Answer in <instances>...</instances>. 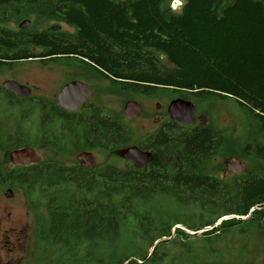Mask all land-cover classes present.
<instances>
[{
    "label": "trees",
    "instance_id": "16d2710c",
    "mask_svg": "<svg viewBox=\"0 0 264 264\" xmlns=\"http://www.w3.org/2000/svg\"><path fill=\"white\" fill-rule=\"evenodd\" d=\"M173 1L39 3L79 27L58 49L87 52L92 64L113 69L115 78L126 81L123 90L174 89L186 99L191 94V99L236 102L248 113L256 138L242 156L258 168L234 175L232 183L201 172L212 157L231 152L232 139L215 124L176 122L158 133L155 158L145 171L132 165L101 171L35 166L4 174L0 167V188L11 183L29 195H46L48 218L39 224L37 243L51 255L40 264H191L199 243L213 249L234 230L242 235L264 228V1L181 0L180 13L171 10ZM29 44L0 28V49L25 50ZM6 60L23 57H0V65ZM100 122L105 125L99 129L101 145L120 148L130 141L124 127ZM24 143L19 136L16 146ZM166 201L193 215L189 230L212 229L192 236L175 228L180 222L170 214L160 223L155 208ZM225 216L234 217L216 226ZM194 238H199L196 245ZM192 264H224V256L206 252Z\"/></svg>",
    "mask_w": 264,
    "mask_h": 264
},
{
    "label": "flooded vegetation",
    "instance_id": "af4514ba",
    "mask_svg": "<svg viewBox=\"0 0 264 264\" xmlns=\"http://www.w3.org/2000/svg\"><path fill=\"white\" fill-rule=\"evenodd\" d=\"M40 1L41 0H0V28L7 32H11L13 37L19 38L21 35L23 39L30 41L29 48L25 50H21L18 45L11 49L4 47L0 49V57H23V60L18 61L6 60L8 64L4 66L0 65V67H7L13 70L15 68L17 69L16 66L19 64H28L24 69L25 71L22 77L19 76L22 82L18 83L28 87L30 89V94L21 97L18 93L5 86L7 81H15L14 77L11 76L9 80L4 82V87H0V94L11 106L16 109L18 108V110L20 109L22 113H37V120L40 126V135L38 139H36L35 142H31L29 145H25L24 143L22 147L16 146L20 136L17 131L12 132L8 136L7 142L12 148L8 153L9 160L11 152L24 147L33 148L37 154V159L28 166L13 164L10 160L14 168L5 171L0 165L3 173L7 174L20 168H31L35 166H48L55 169L101 171L106 166L112 165L107 164L99 167L97 163V152L115 153L118 157L122 158L121 151L134 146L151 154L150 162L140 169L142 171L148 170L155 158L154 148L160 141L158 137L161 131L169 127L170 122L183 125L171 119L168 112L169 105L173 100L178 98L191 101V94L186 95L190 97V99H186L182 97L179 91L174 89L157 90L150 94L123 90L122 83L126 81L122 82L120 79L115 78L113 76V69H106L92 64L85 57L87 52L73 53L58 49V43L65 40L66 36L78 33L79 27L68 24L64 20V14L61 12H53L47 7L40 6ZM121 3H124V1ZM46 24H48V26H46ZM10 25L15 28H10ZM38 40L49 42L51 46H36L32 43ZM161 58L163 59V56H161ZM10 63H12V65H10ZM29 64L31 65L29 66ZM73 83H79V89L73 92L71 98L65 97V102L71 103L74 102V100L87 97L85 102L75 110L66 109L61 106L58 98L62 90L67 85ZM98 85H102V87H98ZM110 90L134 93L140 96L143 95L146 100H154L155 96L158 94L170 92L173 99L168 107L165 108L162 103L156 102L153 103L150 108H147L144 106L145 104L135 100L141 105L140 115L132 120L125 115L126 119L130 122L136 121L141 115L149 122L155 124L163 122L165 119L167 120L163 124H160L157 129L149 132L141 140L136 141L134 129L114 115L111 110L104 107L105 99L110 95L106 91ZM24 105H28L29 109H24ZM21 106H23V109H21ZM197 113L198 109L196 106V117L198 120ZM101 120L112 128L116 127L115 124H119L122 128L124 127L125 131L131 133L130 141L120 148H116L112 144L107 145L106 143L101 145L98 140L99 129L100 126L103 125L100 122ZM117 121L119 123H116ZM193 125L186 127H191ZM156 135L158 136L156 137ZM37 149L47 153L48 157L46 160H44L42 156H40V160L38 159ZM70 150L78 151L74 162H59L62 153ZM83 153H89L95 156V168L84 165L85 161L80 159ZM123 160L126 162V167L127 165H132L125 159ZM7 185L11 186V183H7L5 186ZM1 264L15 263L8 261L4 263L1 262Z\"/></svg>",
    "mask_w": 264,
    "mask_h": 264
},
{
    "label": "rangeland",
    "instance_id": "374dc122",
    "mask_svg": "<svg viewBox=\"0 0 264 264\" xmlns=\"http://www.w3.org/2000/svg\"><path fill=\"white\" fill-rule=\"evenodd\" d=\"M118 1L125 2L128 0ZM181 10L182 6L178 7L174 12L180 13ZM9 27L15 28L12 25ZM26 66L28 64L22 63L16 66L17 69L13 70L7 67H0V87H4V82L9 80L10 76L14 77L16 82H22L19 76L22 77ZM98 87H102V85H98ZM106 92L110 95L105 99L104 107L111 110L114 115L134 129L136 141L141 140L149 132L157 129L167 119L155 124L149 122L141 115L136 121L130 122L124 114L125 104L136 100L145 104V107L150 108L153 103L160 102L166 108L173 99L170 92H162L155 96L154 100H146L143 95L140 96L128 92L115 90ZM191 101L198 109V120L194 124L195 126L215 124L218 128L228 132L232 139L231 152L212 157L201 167L200 171L232 183L234 175L229 173V175L225 176L228 171L227 163L231 157H236L244 163L246 172L257 169L256 165L250 163L242 156L245 145L256 140L248 113L231 99L192 98ZM21 109H23V106H21ZM24 109H29L28 105H24ZM37 118V113H22L20 109L18 110V108L11 106L0 94V165L5 171L14 168V165L8 159V153L12 150L7 142L8 136L12 132L17 131L25 141V145L35 142L40 135V126ZM37 153L39 160L40 156L44 160L48 157L45 151L37 149ZM77 154L78 151L74 150L64 152L59 158V162H74ZM97 163L99 167L107 164L117 168L126 167V162L118 155L103 151L97 152ZM8 190H12L14 195L6 196ZM46 200L45 194L37 192L29 195L26 189L19 185L12 187L7 185L0 188V264L8 261L15 264H40L50 257L51 252L45 253L41 251L37 243L39 224L42 219L48 218ZM155 213L160 223L163 221V215H172L175 222H180L175 228L183 229L192 236L195 234L201 235L203 232L212 229L207 227L198 232L189 230L188 227L194 224L193 215H190L187 211L179 210V208H174L172 202L169 201L161 204L160 208L156 207ZM233 217L225 216L221 218L216 223V226L220 225L222 221L233 219ZM215 237L213 236L211 239H218ZM194 240V245H196L198 243L196 241H199V238H194ZM196 247L195 252L191 255V264L201 261L206 252H217L219 256H224V264H264V228H250L242 235L239 234L238 230H234L222 237L213 246V249L210 247L206 248L205 243H199ZM201 249H205L206 252H202Z\"/></svg>",
    "mask_w": 264,
    "mask_h": 264
},
{
    "label": "water",
    "instance_id": "95a60500",
    "mask_svg": "<svg viewBox=\"0 0 264 264\" xmlns=\"http://www.w3.org/2000/svg\"><path fill=\"white\" fill-rule=\"evenodd\" d=\"M182 5L183 2L181 0H174L171 5V10L174 11ZM78 84L79 83L69 84L62 90L58 97L61 106L66 109L75 110L85 102L87 97L74 100V102L71 103L65 102V97L71 98L73 92L79 89ZM5 86L18 93L21 97L28 96L30 94V89L28 87L23 86L15 81H7L5 83ZM124 110L125 115L132 120L140 115L141 105L136 101H129L126 104ZM168 112L172 120L180 122L185 126L193 125L197 121L196 106L193 101L190 100H185L182 98L173 100L169 105ZM121 157L127 162H130L136 168L141 169L150 162L151 154L149 152L142 151L137 146H134L122 150ZM36 159L37 154L35 150L30 147H24L14 150L10 154L11 162L16 165L28 166ZM80 159L85 161V166L91 168L96 167V160L93 154L83 153L81 154ZM227 169L228 171L225 173V176L229 175V173L238 176L246 172V165L242 163L238 158L231 157L227 163ZM8 195L13 196V191L8 190L6 196ZM247 218H249V216L245 217L244 219Z\"/></svg>",
    "mask_w": 264,
    "mask_h": 264
}]
</instances>
